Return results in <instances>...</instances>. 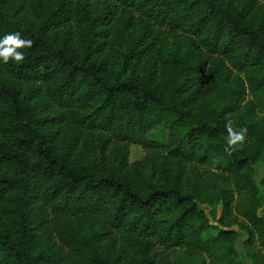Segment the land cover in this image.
Listing matches in <instances>:
<instances>
[{
	"label": "trees",
	"instance_id": "trees-1",
	"mask_svg": "<svg viewBox=\"0 0 264 264\" xmlns=\"http://www.w3.org/2000/svg\"><path fill=\"white\" fill-rule=\"evenodd\" d=\"M10 32L0 264H264V0H0Z\"/></svg>",
	"mask_w": 264,
	"mask_h": 264
},
{
	"label": "clouds",
	"instance_id": "clouds-1",
	"mask_svg": "<svg viewBox=\"0 0 264 264\" xmlns=\"http://www.w3.org/2000/svg\"><path fill=\"white\" fill-rule=\"evenodd\" d=\"M31 46L32 40L22 38L19 32H10L0 36V63H8L9 60L15 62L24 60V53L19 49L30 48ZM226 129L228 132L227 144L229 146H236L244 141L246 130L234 131L230 122L226 125ZM228 150H231V148L226 149V151Z\"/></svg>",
	"mask_w": 264,
	"mask_h": 264
},
{
	"label": "rangeland",
	"instance_id": "rangeland-1",
	"mask_svg": "<svg viewBox=\"0 0 264 264\" xmlns=\"http://www.w3.org/2000/svg\"><path fill=\"white\" fill-rule=\"evenodd\" d=\"M144 155H145V150H144V148H142V146L136 145V144L131 145L130 155H129V160L131 162L143 158ZM253 165H254V176H255V179L260 184L262 178L264 177V162H256ZM212 201H214V200H212ZM212 203H213V206H214L215 203L214 202H212ZM207 205L209 206V203H204L202 206L207 208ZM260 213L264 216V206L260 209ZM243 239L244 238H241L237 242V249L240 252L241 257L246 262V264H252V262L246 257V255L243 252L242 245H241V241ZM177 254H178V259H176V261L179 262L181 257H183V251H179Z\"/></svg>",
	"mask_w": 264,
	"mask_h": 264
}]
</instances>
